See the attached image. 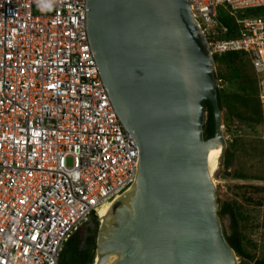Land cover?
<instances>
[{"label": "built area", "instance_id": "1", "mask_svg": "<svg viewBox=\"0 0 264 264\" xmlns=\"http://www.w3.org/2000/svg\"><path fill=\"white\" fill-rule=\"evenodd\" d=\"M189 4L212 56L244 52L264 76V15H236L264 0ZM87 11L86 0H0V264H59L135 182L138 148L100 78Z\"/></svg>", "mask_w": 264, "mask_h": 264}, {"label": "water", "instance_id": "2", "mask_svg": "<svg viewBox=\"0 0 264 264\" xmlns=\"http://www.w3.org/2000/svg\"><path fill=\"white\" fill-rule=\"evenodd\" d=\"M86 4L100 78L139 152L132 188L99 226L93 264H236L207 166L220 145L214 180L226 149L214 61L189 0ZM207 102L214 134L205 140Z\"/></svg>", "mask_w": 264, "mask_h": 264}, {"label": "trees", "instance_id": "3", "mask_svg": "<svg viewBox=\"0 0 264 264\" xmlns=\"http://www.w3.org/2000/svg\"><path fill=\"white\" fill-rule=\"evenodd\" d=\"M236 15L238 17L264 15V8H252L236 12ZM218 21L227 30L223 38L228 39L236 35L234 20L223 9L218 10ZM212 57L214 64L220 68L215 74L216 79L223 84L217 87V100L223 113L225 133L230 137L223 159V168L228 169L235 160V151L241 150V140L233 133L240 129L254 133L257 127L264 125V107L260 100L261 82L255 75L246 53L229 52ZM205 112L203 137L207 140L214 134L213 113L208 102ZM257 153L263 157L264 146L259 148ZM231 175L234 180H264L262 174L247 175L235 171ZM226 190L229 198L222 202L217 200V214L221 219L228 218V232L224 231L227 243L244 264H264L263 258H256L249 251L252 242L244 233L247 218L243 212L244 207L264 206V185L228 183ZM98 226L99 223L93 219L82 238H79V232L75 233L67 241L59 264H93Z\"/></svg>", "mask_w": 264, "mask_h": 264}, {"label": "rangeland", "instance_id": "4", "mask_svg": "<svg viewBox=\"0 0 264 264\" xmlns=\"http://www.w3.org/2000/svg\"><path fill=\"white\" fill-rule=\"evenodd\" d=\"M214 71L216 72L220 69L217 68V66L214 64ZM253 69V67H252ZM254 71V69H253ZM255 72V71H254ZM257 78L260 80V100L264 107V76L258 75L255 73ZM221 83H217V87L220 86ZM223 84H221L222 86ZM234 128V127H232ZM237 130V129H234ZM236 135V138H239L240 141V147L241 150L235 151V160L231 167L228 169L223 168V158L220 162V167L218 169V172L215 175L214 179V191L216 196V205L218 208L217 200H220V202L226 200L229 198L227 195L226 185L228 183H238V184H245L239 182L240 180H234L232 179V173L235 171L243 172L247 175H259L262 174L264 176V156L260 157V155L257 153L259 148H262L264 146V125L261 127H257L256 131L253 132H246L242 129L240 131H237L233 133ZM223 135L226 139V148L228 147V141L229 138L227 137V134L225 133V128L223 124ZM229 136V135H228ZM226 150V149H225ZM225 154V153H224ZM247 181H257V180H247ZM264 182V180H263ZM255 185H264L263 184H256ZM243 212L246 216V223L244 225V233L249 238V240L252 242V246L250 247L249 251L256 257V258H263L264 259V206L257 208V207H244ZM221 222V226L223 229V232H228V218H219ZM88 225H85L82 227V229L79 231V238H82L86 228ZM100 226V225H99ZM98 226V229H99ZM98 232V230H97ZM97 235V234H96ZM97 237V236H96ZM96 253V251H95ZM95 259V256H94ZM94 263V262H93ZM236 264H244L240 261L239 258L236 260Z\"/></svg>", "mask_w": 264, "mask_h": 264}, {"label": "bare ground", "instance_id": "5", "mask_svg": "<svg viewBox=\"0 0 264 264\" xmlns=\"http://www.w3.org/2000/svg\"><path fill=\"white\" fill-rule=\"evenodd\" d=\"M218 81L219 80H217V83H220V81L219 82ZM221 152H222L221 146L218 145L217 147L212 148L207 155L208 173H209V176L211 177L213 184H214L213 175L215 174L217 170V165H218V162L221 156ZM118 199L119 198L115 199L110 204H106L105 206H103L102 208L98 210L97 216L100 219V223L103 224L107 219L110 218L111 208Z\"/></svg>", "mask_w": 264, "mask_h": 264}]
</instances>
